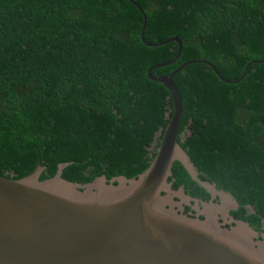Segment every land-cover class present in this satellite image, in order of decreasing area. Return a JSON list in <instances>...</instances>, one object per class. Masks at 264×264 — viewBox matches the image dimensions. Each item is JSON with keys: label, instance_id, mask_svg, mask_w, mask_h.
Masks as SVG:
<instances>
[{"label": "trees", "instance_id": "obj_1", "mask_svg": "<svg viewBox=\"0 0 264 264\" xmlns=\"http://www.w3.org/2000/svg\"><path fill=\"white\" fill-rule=\"evenodd\" d=\"M138 8L141 9V12ZM193 165L264 221V0H0V176L137 178L172 115ZM250 64L247 69L245 67Z\"/></svg>", "mask_w": 264, "mask_h": 264}, {"label": "water", "instance_id": "obj_2", "mask_svg": "<svg viewBox=\"0 0 264 264\" xmlns=\"http://www.w3.org/2000/svg\"><path fill=\"white\" fill-rule=\"evenodd\" d=\"M140 11L141 9L138 8ZM142 12V11H141ZM143 13V12H142ZM151 66L147 77L170 93L172 115L149 167L137 178L104 176L89 184L71 183L57 174L40 181L41 167L21 179L0 176V264H264V221L243 200L210 180L177 142L183 114L174 76ZM250 64L245 67V70Z\"/></svg>", "mask_w": 264, "mask_h": 264}]
</instances>
